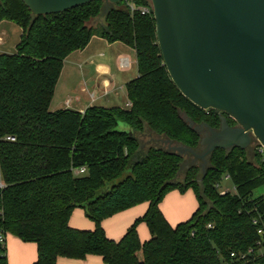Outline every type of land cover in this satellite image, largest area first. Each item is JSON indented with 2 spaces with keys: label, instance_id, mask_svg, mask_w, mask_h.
Returning <instances> with one entry per match:
<instances>
[{
  "label": "trees",
  "instance_id": "1",
  "mask_svg": "<svg viewBox=\"0 0 264 264\" xmlns=\"http://www.w3.org/2000/svg\"><path fill=\"white\" fill-rule=\"evenodd\" d=\"M133 1L150 13L131 12L124 1L109 3L98 31L134 49L137 76L125 85L130 105H91L79 112L50 110L49 104L64 59L95 34L89 22L103 11L104 0L38 15L22 0H0V22L21 28L15 51L0 53V233L34 242L32 264L87 255L101 256L104 264H264V233L257 232L264 229V195L252 196L264 185V153L258 142L216 148L203 177L190 164L177 178L183 155L149 138L198 149L203 132L185 117L211 127L219 119L176 88L157 43L150 0ZM224 176L234 190L221 194L215 184ZM188 188L197 208L171 225L159 204L168 191ZM141 202H148L146 211L119 240L108 238L101 221ZM77 207L94 222L92 230L69 226ZM140 222L150 234L143 242ZM230 252L247 254L243 259ZM0 264H7L5 242Z\"/></svg>",
  "mask_w": 264,
  "mask_h": 264
},
{
  "label": "water",
  "instance_id": "2",
  "mask_svg": "<svg viewBox=\"0 0 264 264\" xmlns=\"http://www.w3.org/2000/svg\"><path fill=\"white\" fill-rule=\"evenodd\" d=\"M34 15L61 12L93 0H22ZM118 3L122 0H104ZM163 63L180 93L221 117L220 127L188 125L203 133L201 151L171 144L169 149L201 161L216 148L245 149L253 140L264 151V0H150Z\"/></svg>",
  "mask_w": 264,
  "mask_h": 264
},
{
  "label": "crops",
  "instance_id": "3",
  "mask_svg": "<svg viewBox=\"0 0 264 264\" xmlns=\"http://www.w3.org/2000/svg\"><path fill=\"white\" fill-rule=\"evenodd\" d=\"M109 7V2L103 3V11L93 18L89 24L95 28L88 44L71 52L63 61V66L55 85L53 97L49 104L50 110L70 108L83 112L91 105L103 107L127 106L126 83L137 76L136 57L134 49L120 42H109L98 31L104 24V13ZM5 21H1L0 25ZM19 28V36L21 28ZM8 31L0 32V52L6 53L4 46ZM19 40V39H18ZM17 40V42H18ZM15 42L14 44L16 45ZM15 47V46H14ZM128 49L134 54L135 62L129 55ZM128 56L131 65L120 69L118 58ZM135 63V67L134 64ZM125 72V73H124ZM124 88V103L118 97L120 89ZM106 101L108 104L102 102ZM167 144V143H166ZM172 144V143H171ZM148 202H141L127 209L121 210L101 221V225L108 238L119 240L135 218L141 216L147 209ZM159 207L166 220L175 225L188 219L197 208V199L191 188L180 192L178 189L168 191L161 200ZM69 226L78 229L92 230L94 222L90 220L82 208H74L68 220ZM137 233L141 242L150 236L144 222L137 225ZM7 264H32L37 257V247L34 242L22 241L13 234L5 235ZM55 264H104L101 256L87 255L84 259H74L59 256Z\"/></svg>",
  "mask_w": 264,
  "mask_h": 264
},
{
  "label": "rangeland",
  "instance_id": "4",
  "mask_svg": "<svg viewBox=\"0 0 264 264\" xmlns=\"http://www.w3.org/2000/svg\"><path fill=\"white\" fill-rule=\"evenodd\" d=\"M2 28H3V30L8 31V33H9V36L6 38L7 42H6V45L4 46V50L7 51L6 53H13L15 51V47H14L15 44L14 43L17 42V40L19 39V28H18L17 25H15V24H13V23H11L9 21H5L4 23H2L0 25V32H1ZM128 52H129V55L132 57V59L135 62V58H134L133 52L131 50H129V49H128ZM133 65L135 67V63ZM120 92H121V96L118 97V99L120 101H116V102H118V103H124V95H123L124 88H123V85H122V87L120 89ZM102 102L105 103V104H108L105 100L104 101L102 100ZM204 110H206V109H204ZM204 131H206V129ZM204 131H203V133H204ZM152 139H153V141H152ZM150 141L151 142H156L157 141L160 144L166 145V142H165L166 140H164V138H161V137H156V136L154 138L151 137V138H149V142ZM253 142L255 143V142H258V141L253 140L252 143ZM147 143H148V140H147ZM201 150H202V146H199V148L197 149V151H201ZM262 153H264V151H262ZM182 155L184 157V160H183V162L181 164V167L179 169V173L177 175V178H181L183 176V174L185 172V169L190 164H197L200 167V175L202 177L205 175V173H206V167L208 165V162L206 164L205 171H203L201 169V161L199 159H195V158L192 157V155H189V154H182ZM192 158H193V161H192ZM125 173H123V175ZM121 178H122V176L114 179V182L119 181ZM219 185H220V187H217L218 190H219V192H221L222 190H227V191H231L232 192L234 190L233 185H232L230 179H224V178H222ZM261 194L264 195V185H261V186L255 188L252 191V196L253 197H255L257 195H261ZM137 257L138 258H141V252L140 251L137 252Z\"/></svg>",
  "mask_w": 264,
  "mask_h": 264
},
{
  "label": "built area",
  "instance_id": "5",
  "mask_svg": "<svg viewBox=\"0 0 264 264\" xmlns=\"http://www.w3.org/2000/svg\"><path fill=\"white\" fill-rule=\"evenodd\" d=\"M125 2V6L132 12L134 10H138L140 11L142 14H148L150 13L151 9L149 6H144V5H136L135 2L133 0H122ZM131 65V61L129 59L128 56H120L118 58V66L120 69H125V68H128L130 67ZM130 103L128 102L127 103V106H129ZM6 140H9V141H14L15 138L14 136H11V135H7L5 137ZM260 145V144H259ZM259 151H263V148L262 146L260 145V148H259ZM84 171V168H80L79 170H77V172L79 173H82ZM224 179H228V177H224ZM216 187H220L219 183L215 184ZM4 187V183L1 181V178H0V189ZM227 190H222L220 193L223 194L224 192H226ZM257 232L259 234H263L264 233V229L260 228L257 230ZM0 242L3 243L5 242V235H3L2 233H0ZM262 241H257V245H261ZM252 249H248L247 252H251ZM246 254L247 253H241L239 254L238 256H236V254L234 252H230V256L231 257H238V258H246ZM227 264V263H226Z\"/></svg>",
  "mask_w": 264,
  "mask_h": 264
},
{
  "label": "flooded vegetation",
  "instance_id": "6",
  "mask_svg": "<svg viewBox=\"0 0 264 264\" xmlns=\"http://www.w3.org/2000/svg\"><path fill=\"white\" fill-rule=\"evenodd\" d=\"M207 111V113H212V114H214V115H216L217 117H218V119H219V125L217 126V127H212V128H214V129H218L219 127H220V122H221V117L223 116V117H225V119H226V122H227V124L229 125V126H231V127H238L239 125L237 124V122L235 121V119L233 118V117H231V116H229L228 114H226V113H224V112H220V111H217V110H215V109H206ZM206 131H204V133H205ZM252 144V143H251ZM192 161H193V158H192Z\"/></svg>",
  "mask_w": 264,
  "mask_h": 264
}]
</instances>
